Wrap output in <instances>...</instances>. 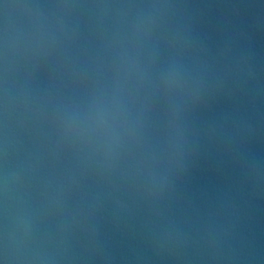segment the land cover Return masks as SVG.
I'll use <instances>...</instances> for the list:
<instances>
[{"label": "water", "instance_id": "water-1", "mask_svg": "<svg viewBox=\"0 0 264 264\" xmlns=\"http://www.w3.org/2000/svg\"><path fill=\"white\" fill-rule=\"evenodd\" d=\"M0 264H264V0H0Z\"/></svg>", "mask_w": 264, "mask_h": 264}]
</instances>
